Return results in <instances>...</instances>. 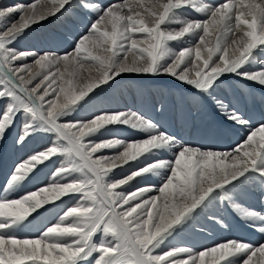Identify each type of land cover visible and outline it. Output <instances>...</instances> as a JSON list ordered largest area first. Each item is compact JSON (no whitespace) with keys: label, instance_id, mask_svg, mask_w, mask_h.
<instances>
[{"label":"snow or ice","instance_id":"6c2138e0","mask_svg":"<svg viewBox=\"0 0 264 264\" xmlns=\"http://www.w3.org/2000/svg\"><path fill=\"white\" fill-rule=\"evenodd\" d=\"M53 21L35 50L15 47L33 25ZM126 76L186 87L175 124L191 127V110L203 116L210 104L225 122L214 141L235 130V146L219 150L177 135L150 111L97 102ZM229 77L247 92L226 91ZM257 86L264 90V0H37L0 9V147L43 138L0 174V264H264V243L167 242L201 212L226 227L216 210H239L244 185L264 190V118L241 108ZM136 91L142 100L171 94ZM78 109L86 111L73 115ZM111 125L129 137L100 140ZM50 165L51 179L38 183ZM117 169L127 174L117 179ZM150 177L159 183L127 191ZM48 215L35 237L19 235ZM241 218L264 234V211Z\"/></svg>","mask_w":264,"mask_h":264},{"label":"rangeland","instance_id":"374dc122","mask_svg":"<svg viewBox=\"0 0 264 264\" xmlns=\"http://www.w3.org/2000/svg\"><path fill=\"white\" fill-rule=\"evenodd\" d=\"M4 1V0H3ZM5 1H9L12 2V0H5ZM13 1H19V0H13ZM97 2V1H96ZM98 3V2H97ZM105 4V3H103ZM56 22L54 21L53 24H55ZM52 24V23H51ZM50 23H46V24H43L42 26L40 27H36L35 25L32 26V28H34L33 31H29L27 32L24 36L20 37L16 42H15V47L18 48V50H20V48H22L23 46H26V47H30V49H34L33 46H31L33 43L37 44L38 42V39L39 37L52 30L53 26H51ZM173 43V42H172ZM69 51H71V49H69ZM95 54V53H94ZM239 79L237 77H229L226 82H225V90L228 91L230 89L233 88V86H235V83H237ZM240 88H244V90L247 92V89L245 88V86L243 84H240V82H238ZM135 88V90H137L138 87H144V88H147V89H151L153 94L155 95V92L157 89H168V90H171V94H169L168 96H165V97H160L162 98V101H160L161 99L158 98V97H155V96H150L147 100H142V98H140L138 95H137V91L136 93H132L131 92V88L132 87ZM121 87H124L125 88V92H122L121 95H122V99L123 101L124 100V97H123V94L126 93L127 97L129 98V100H132L133 102L139 104L138 106L141 108H143L144 110H154L155 106L157 103H160V106L159 108L162 106L161 105V102L163 104L162 106V109L161 111H155L156 112V117L155 119L156 120H160L161 118L163 119V123H165V120H172L173 123L175 124L174 122V112H175V109L177 107H179V97L181 94H184V95H187L188 92L190 91L189 89H187L186 87L178 84L176 81L172 80L171 78L169 77H165V76H160V77H124L123 79L120 80L119 82V85L115 88V89H108L106 90L105 92L101 93L100 96L97 98V102L99 101H102V100H106L105 98H112L113 95L116 94V92H118V89L121 88ZM131 87V88H130ZM128 89V90H127ZM254 91H258V94L254 93V96L255 97H258V95L260 93H262V97L264 95V90H261L258 86L255 87V90ZM253 91V92H254ZM253 92L250 94V95H247V98L248 96L251 98L252 97V94ZM120 94V93H119ZM133 96V97H132ZM122 99L120 100L122 102ZM154 99V101H153ZM153 102H152V101ZM165 102H164V101ZM260 100V99H259ZM149 102L150 103H153V106H150L149 107ZM155 102V103H154ZM109 103V102H108ZM107 103V104H108ZM124 103V102H123ZM250 103V101H248V99H244L242 98V107L247 110L248 108V104ZM110 104V103H109ZM146 105V106H145ZM155 105V106H154ZM141 108V109H142ZM212 106H207L205 109H204V115L203 116H197L196 113L193 112V110H191V115L195 117L194 121L195 122L196 120L198 121L197 123H200L202 120H204L207 116H209L208 118L211 119L212 121V124H208V126L210 125H214L215 127H223L224 125L222 124V122L225 124L224 120L222 117H220V114L218 115L216 113V111H213L214 109L212 108ZM86 110L85 109H78V111L76 113H73V115H78V114H83ZM158 112V113H157ZM167 112V113H166ZM188 112H189V109H188ZM208 112V113H207ZM210 112V113H209ZM207 113V114H206ZM212 114V115H210ZM173 115V116H172ZM207 115V116H206ZM200 117V118H199ZM158 118V119H157ZM207 118V119H208ZM206 119V121H207ZM208 119V121H209ZM176 128H172L171 131L173 132H176V130H180V127H178L177 125H175ZM110 129H116V130H119V129H123L122 126L120 125H111V126H108ZM188 129H192V127H189ZM103 131V130H102ZM181 131V130H180ZM233 132V131H232ZM111 132L110 131H107V132H104V135L105 134H110ZM181 133L183 134V132L181 131ZM191 134V133H190ZM99 135V134H98ZM103 135V136H104ZM184 135V134H183ZM103 138V137H102ZM43 139L42 137H37L35 140H33L32 142H30L27 146H25V148H23L22 150L19 148H16V150L14 148H12L9 145H4L3 147H0V172H5L4 168L8 170H6L5 174L7 173V171L10 170V167L15 164L16 162L19 161V159H21L22 157H24L25 155H27L30 151H32L33 149L37 148V146H39V141ZM39 140V141H38ZM221 141H224V138L221 139ZM7 148V149H6ZM8 150V151H7ZM30 150V151H29ZM6 151V153H5ZM21 151V152H20ZM23 151V152H22ZM111 154L110 153V150H104V154ZM15 154V155H14ZM11 157V158H10ZM8 160V161H7ZM3 164L5 165V167L3 168ZM7 165V166H6ZM7 167V168H6ZM3 170V171H2ZM50 171V172H49ZM51 171H54V166H49L48 169H45L42 171L41 174H38L39 176H41L43 173L47 172L45 174V176H42V177H39L38 178V183H44L45 181H47V179H45L47 177V175L49 174L51 176ZM117 171V179L120 178V173H119V170H116ZM3 172V173H4ZM49 172V173H48ZM44 178V182L41 181V179ZM153 184H156L157 183V180H154V181H151ZM29 188H31V185H29ZM241 191V188L239 189ZM238 190V193H240V191ZM247 193V192H246ZM245 195V194H244ZM248 195V194H246ZM236 198V202H240L239 203V206L240 208L243 207V209L245 208V204H243L244 202H241L243 201L242 199H239V197H235ZM239 199V200H238ZM251 199H253L251 197ZM72 203L73 202H68V206H72ZM229 205L228 204H225L223 207L227 208ZM224 208L222 209H219L217 211V214H221L220 216L223 217V219L225 218V220L227 221H232L234 222L235 224H237V221L236 219L233 217V216H230L229 213L227 212H224ZM223 212V213H222ZM202 213V212H201ZM200 213V214H201ZM199 214V215H200ZM203 214V213H202ZM226 217L229 216L228 218L224 217L225 215ZM198 215V216H199ZM197 216V217H198ZM205 216H202L201 218H204ZM201 218H197V220L201 221L200 224L197 226V227H193L191 226V223L193 221H189L188 223V226L180 233H176L174 234L172 237H170L168 239V243L170 245H178V246H193L195 247L196 249H200V245L203 241H209V240H216V239H219L218 237H224V236H227L229 237V239H239V240H242L244 242H250V243H257V245L260 243V241L262 239H264L263 237H260L259 232L254 231L252 230V228L250 227H247L246 229H235L234 226L233 227H228L227 226V229L224 227V228H221L220 226H217L216 223H210L208 222L205 218L200 220ZM230 218V219H229ZM232 218V219H231ZM47 220V218L45 219ZM199 221H197V223H199ZM205 221V223L203 222ZM230 222V223H232ZM38 223V227L39 229L41 228L40 226H42V224H40L41 222L37 221ZM232 223V225L234 224ZM202 224V225H201ZM210 224V225H209ZM40 225V226H39ZM201 225V226H200ZM192 228H191V227ZM215 227L213 229V227ZM204 227V228H203ZM212 227V228H211ZM210 228V229H209ZM220 228V229H219ZM249 228V229H248ZM30 230V228H28ZM26 229V230H28ZM38 229V231H39ZM215 229H218L217 231ZM251 229V230H250ZM29 230L26 232L25 231V236L23 235V237H26L28 238V233H29ZM42 230V228H41ZM200 230V231H199ZM203 230V231H202ZM208 230V231H207ZM227 230V231H226ZM229 230V231H228ZM226 231V232H225ZM27 233V234H26ZM223 233V234H222ZM204 234V235H203ZM222 234V235H221ZM225 234V235H224ZM227 234V235H226ZM203 235V236H202ZM202 236V237H201ZM252 236V237H251ZM29 237H35V234L33 235H30ZM204 237V238H203ZM191 238V239H189ZM208 238V239H207ZM199 239V240H198ZM190 240V241H189ZM172 242V243H171ZM186 242V243H185ZM185 243V244H184ZM190 244V245H189Z\"/></svg>","mask_w":264,"mask_h":264},{"label":"bare ground","instance_id":"6f19581e","mask_svg":"<svg viewBox=\"0 0 264 264\" xmlns=\"http://www.w3.org/2000/svg\"><path fill=\"white\" fill-rule=\"evenodd\" d=\"M98 3H100V4H102V5H106V4H108V3H110V2H115V0H96ZM37 2V0H19L18 2L17 1H13L12 0V2H10L9 3V1L7 2V1H3V0H0V9H3V8H6V7H8V6H13V5H15V4H17V3H23V4H30V3H36ZM103 3H105V4H103ZM197 15H199V14H197ZM13 19V21H15V20H18V15L17 16H15V17H13L12 18ZM54 22V21H53ZM53 22H52V24H51V26H53V28L56 26V23L55 24H53ZM52 28V29H53ZM214 39V38H213ZM173 44V47L174 48H177L178 47V45H177V42H173L172 43ZM35 43H33L31 46H33L34 47V49H30V47H26V46H23L22 48H20V51H33V50H35ZM184 46H187V45H184ZM202 55H206V54H204V53H202ZM132 57H131V53H129V59H131ZM26 63H29V64H31L32 63V61H31V59H29L28 61H26ZM251 67H255V66H251ZM36 69H35V67L33 68V71H35ZM83 75H86V73H82V76ZM127 77V76H126ZM239 82V80L237 81V83H235V86L236 87H240L238 84ZM132 87V86H131ZM130 87V88H131ZM128 90V89H127ZM122 92H125V88L124 87H121V88H119L118 89V92H116V94L115 95H113V97L112 98H105L106 100H102V101H99L98 103H103V104H107L108 102L110 103V104H113V102L114 101H116V102H118V103H115V104H113L112 106L113 107H120V108H124V107H131V108H133V109H137V108H140L138 105V103H137V101H136V103L135 102H133L132 100H129V98L127 97V95H126V93H124L123 94V97H124V100L125 101H123V99H122V95H121V93ZM131 92L132 93H136V90H135V88L134 87H132L131 88ZM246 92V91H245ZM120 93V94H119ZM254 93H256V94H258V91H254L253 92V94H252V97L250 98L249 96H248V98H247V95H245V96H243L242 98H246V99H248V101H250V103L248 104V108H247V110H245L243 107H242V104H241V108H242V110L248 115V116H251L254 120H258V119H261V118H264V95H263V97L261 96L262 95V93H260L259 95H258V97H255L254 96ZM133 97V96H132ZM158 98H160V97H158ZM122 99V102L120 101ZM161 100L160 101H162V98H160ZM260 99V100H259ZM144 101V100H143ZM152 101V100H151ZM153 101H154V99H153ZM152 101V102H153ZM164 101V100H163ZM124 102V103H123ZM165 102V101H164ZM108 103V104H109ZM155 103V102H154ZM161 105L163 106V104H162V102H161ZM210 105V104H209ZM208 105V106H209ZM146 106V105H145ZM150 106H153V103H150L149 102V107ZM155 106V105H154ZM159 106H160V103H157L156 104V106H155V108H154V110L152 111V110H147V111H150V114L152 115V117L155 119V117H156V108L157 109H159ZM211 106V105H210ZM142 108V107H141ZM212 108H213V106H212ZM211 108V109H212ZM143 109V108H142ZM188 107H185V109H184V112H185V114H188ZM214 109V108H213ZM193 110V112L194 113H196V111L194 110V109H192ZM146 111V110H145ZM213 111H215V110H213ZM158 113V112H157ZM208 113V112H207ZM206 113V114H207ZM210 113V112H209ZM218 115H219V113L218 112H216ZM205 114V113H204ZM203 114V115H204ZM210 115H212V114H210ZM173 116V115H172ZM207 116V115H206ZM209 116H207L204 120H202L200 123H197L198 121L196 120L195 122H193V124H192V129H186V128H180V130L183 132V134L181 133V131L180 130H176V134L177 135H179V136H183L185 139H188V140H192V139H189L186 135H188V136H190L191 134L192 135H197V140H201L200 138H199V134L201 133V132H203V131H205V130H207V128L209 127L208 126V124H212V121H211V119H209L208 118ZM221 117V116H220ZM200 118V117H199ZM209 119V121H206V119ZM223 118V117H222ZM158 119V118H157ZM156 120V119H155ZM224 120V119H223ZM157 121H161V122H163V119L161 118L160 120H157ZM176 125V124H175ZM130 131L131 130H125V129H119V130H116V129H113V130H111L110 132V134H105L104 135V132H103V135H101L100 137H99V139L100 140H103V139H108V138H113V137H118V138H120V139H126V138H128L129 137V133H130ZM233 131V132H232ZM191 133V134H190ZM103 137V138H102ZM224 141H221V139H219V140H217V141H214V144H215V147L217 148V149H219V150H227V148L229 147V146H232V147H234L235 146V144H234V141H236V140H238L239 139V136L237 135V133L235 132V130H231L230 132H228V134L227 135H225L224 137ZM197 140H195V141H197ZM39 141V140H38ZM43 142V139H41L40 141H39V146H40V144ZM209 142H213V141H211V140H209L207 143H209ZM39 146H37V147H39ZM7 149V148H6ZM16 150V149H15ZM18 150V149H17ZM16 150V151H17ZM20 150V149H19ZM22 150V149H21ZM8 151V150H7ZM30 151V150H29ZM21 152V151H20ZM23 152V151H22ZM5 153H6V151H5ZM110 153H112V150H110ZM15 155V154H14ZM106 155H108L107 153H106ZM11 158V157H10ZM23 158V157H22ZM8 161V160H7ZM14 165V164H13ZM7 166V165H6ZM3 168L5 167V165L3 164V166H2ZM7 168V167H6ZM125 168H126V166H125ZM4 170H5V172H6V170H8V168L7 169H5L4 168ZM117 170H119V173H120V178L123 176V175H126L127 174V171L125 170V171H121L120 169H117ZM3 171V170H2ZM4 172V171H3ZM4 172V173H5ZM8 172V171H7ZM50 172V171H49ZM48 172V173H49ZM47 172H45V173H43L41 176H39V177H42V176H45V174H46ZM44 178L45 177H43L42 179H41V181L42 182H44L43 180H44ZM45 179H51V176L48 174L47 175V177L45 178ZM154 180H157V183L156 184H158L159 183V179L157 178V177H150L148 180H146V181H141L140 183H138V184H132V186L131 187H128V186H125L126 188H127V191L130 193V192H132V191H135L138 187H143V186H145V185H151V184H153L151 181H154ZM38 182V181H37ZM240 191V190H239ZM247 192V193H246ZM245 194V195H244ZM246 194H248V195H246ZM236 197L238 198L239 197V199H242L243 201H241V202H244L243 204H245V208L243 209V207L242 208H240L239 210H234L232 207H230V206H228L227 208L225 207H223L224 208V212H227V213H229L230 214V216H233L235 219H236V221H237V224H235L234 222H232L231 220L230 221H227V220H225V218L223 219L224 220V223L228 226V227H233L234 226V228L235 229H244V228H247V227H249L248 225H246V223H245V221H244V219H242L241 218V215H242V213L243 212H246L248 209H250V208H253L254 210H256V209H258V211H264V208L262 207V204H263V199H262V197H264V190H262L259 186H251V185H244L243 187H241V191H240V193H238L237 195H236ZM251 197L252 198H254V200L253 199H251ZM238 199V200H239ZM235 200H236V198H235ZM237 201V200H236ZM235 201V202H236ZM238 205H239V203L240 202H236ZM241 204V203H240ZM216 211H218V210H216ZM203 213V212H202ZM200 214L197 218L199 219V218H201L202 216H205V213H203V214ZM223 213V212H222ZM219 215H221V214H219ZM225 215V214H224ZM224 217H226V215L224 216ZM229 216H227L226 218H228ZM45 219L47 218V220L48 219H52V217H51V215H48V216H46V217H44ZM205 218V217H204ZM204 218H201L200 220H202V219H204ZM230 219V218H229ZM232 219V218H231ZM197 221H199V220H195V221H193L192 223H191V226H193V227H197L199 224H200V222L201 221H199V223H197ZM39 222V221H38ZM53 222H55L54 220H53ZM204 223H205V221H203ZM230 222H232V223H234L233 225H232V223H230ZM202 223V222H201ZM38 224V223H37ZM41 224V223H40ZM203 224V223H202ZM201 224V225H202ZM214 224V223H213ZM200 225V226H201ZM204 225V224H203ZM210 225V224H209ZM40 226V225H39ZM190 226V227H191ZM217 226H220V225H218L217 224ZM227 226L225 227L226 229H227ZM41 227V226H40ZM213 227V226H212ZM211 227V228H212ZM230 227V228H231ZM192 228V227H191ZM197 228H199V227H197ZM204 228V227H203ZM215 227H213V229H214ZM39 229V228H38ZM210 229V228H209ZM220 229V228H219ZM249 229V228H248ZM29 230V229H28ZM28 230H26V229H24V230H21V232H20V234L19 235H21V236H23L24 234H25V231L27 232ZM41 230V228L39 229V231ZM216 231L218 230V229H215ZM251 230V229H250ZM252 230H253V228H252ZM200 231V230H199ZM203 231V230H202ZM208 231V230H207ZM227 231V230H226ZM225 231V232H226ZM229 231V230H228ZM254 231V230H253ZM35 232V228H33V227H31L30 228V230H29V234L30 235H32L33 233ZM38 233V232H37ZM37 233L35 234V235H37ZM27 234V233H26ZM223 234V233H222ZM221 234V235H222ZM257 234H259V236L260 237H263L264 238V234H261V233H257ZM30 235H28V237L30 236ZM204 235V234H203ZM202 235V236H203ZM225 235V234H224ZM227 235V234H226ZM25 236V235H24ZM201 236V237H202ZM252 237V236H251ZM204 238V237H203ZM219 239H216V240H209V241H206V239H205V241H203L202 243H201V245H200V248L202 247V246H211L212 245V243L214 242V241H221V240H226V239H229V237H227V236H224V237H218ZM189 239H191V238H189ZM208 239V238H207ZM199 240V239H198ZM190 241V240H189ZM172 243V242H171ZM186 243V242H185ZM184 243V244H185ZM248 243H250V242H248ZM260 243H264V239H262L261 241H260ZM252 244H254V245H257V243H252ZM190 245V244H189Z\"/></svg>","mask_w":264,"mask_h":264}]
</instances>
